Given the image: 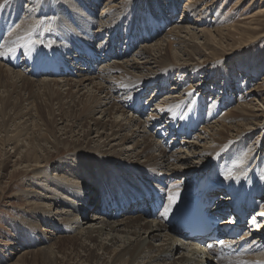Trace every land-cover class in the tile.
I'll return each instance as SVG.
<instances>
[{"label": "bare ground", "instance_id": "obj_1", "mask_svg": "<svg viewBox=\"0 0 264 264\" xmlns=\"http://www.w3.org/2000/svg\"><path fill=\"white\" fill-rule=\"evenodd\" d=\"M85 1L86 2L82 1L80 3L76 1L77 5H79L77 12L82 18L88 20L86 24L82 25V29L78 28V33L72 31V22L75 21L77 23V21L72 12H70L72 10L69 9L72 22L68 19L71 23V25L68 24V27L71 32L77 35L71 32L57 34L56 29L49 26L44 29L46 31H43L38 36L35 28L40 27V25L37 26L36 16L32 19L29 18V21L23 19L21 23H19L18 20L6 18L7 11L11 10L13 11L11 17L23 18L22 16L24 15H20L21 10L19 6H17L21 0H0V4L2 3L0 5V31L1 27L5 26V34H3L4 37L0 44H3L2 41L6 36L10 40L9 44H5L6 50L17 46L21 49L13 52L11 55L5 53L1 58V61L4 62L0 63V86L5 88V95H7L5 96L3 107H9L8 104L10 103V106L16 109L20 105L18 101L11 99L18 98L16 95L13 96V91L17 86L18 80L22 81V86L27 85V87H32L36 83L39 89L43 91L41 96L46 95V101L48 100L52 103L56 100L55 104L58 105L60 119H62V124L58 126L57 130L56 127L54 131L50 130L51 134L53 133V140H48L43 136L41 141H37L35 138V142L32 139H34L36 134L28 135L23 137L30 140H28L29 145L26 146L27 148L23 150L20 147V139L8 136L10 132L9 128L14 124L16 116H18V118H24L25 116L23 120L25 124L30 118L35 119L34 116L42 120L43 117L39 112L40 107H37V110L35 109L37 115H35V112L33 114H28L26 111L23 114L24 116H20L22 108H19L20 115L17 114V111L11 115L10 113L6 114L2 109V125L6 132L5 136L3 134V137H6L4 140L2 139L3 143L5 146L13 145L15 150L18 149L16 152L20 154V156H18L19 161L15 168L23 169L27 174L31 173L30 175H26L28 177L25 182L26 186L33 185V187L35 186L38 188L40 192L45 191L42 195L38 194V202H34L32 205L30 202L32 192H27L26 190L23 194L24 196L21 194V196H23V201L26 202V205L31 204V211L36 216L35 219L43 222V224L47 225L49 223L48 227L57 231L66 229L68 232H73L72 236L66 237L70 240V242L68 241L69 243L63 244V242L67 240H62V242L59 240V243L55 246L58 248V252L59 250H63L60 256V262H62V264H211L202 246L197 247L194 246L193 243L188 242V244H185L179 242V240L175 238V236L179 234L176 231V222H174V220L178 221L179 213L185 202L190 200L193 195L202 193L205 197L211 198L214 195L217 196L218 192L215 190L217 187L223 189L224 192H221V197L218 194L220 199L214 204L212 210H219L222 207L229 206V201L234 207L237 201H240L244 205L254 204L257 207H259L258 203H261V207L257 212V216L251 221L252 225H249V227L252 228L246 229V231L243 232L242 238H248L250 241L248 246L236 256H232L229 259L218 257V262L216 261V263L212 264H220V261H222L221 264H224L226 260L236 261L234 264H257V262L264 261V215H262L264 214V196L261 197L264 193V186L262 189L260 188L261 184H264V182H261V176L259 175V170H261L260 162L262 163L263 161L261 157L256 158V156L252 155V145L248 144L247 137L251 133L253 127H246V125L251 122L254 123V128L259 127V120L254 121V119L251 121V119H253L254 116L258 117V115L260 117V114H252L251 108H248L247 105L241 106L235 111L234 109L228 110L221 116L216 115L218 119L214 122H212V119H216V116H214L212 112H216L217 109L213 110L215 106L212 107L210 113H208V118L206 120L207 124L205 122V127L202 126L197 133H190V131L183 129L181 126L180 130L184 132V135L191 134V138L194 140L192 139L191 141L189 140L190 142L188 141L187 144L185 143L184 145H186V147L182 152L180 151V153L178 151L171 152L168 150L172 144L171 141L176 137H171L168 145H165L164 139L166 134L169 133L168 128H166L164 132H161V130L159 131L157 128L156 134L160 137V140L156 141L150 139L149 141L148 128L151 123H147L148 119L141 120L135 115L132 117L128 115L130 118L126 117L127 120L125 118L126 121L124 123L120 120V122L116 121L115 123H111L110 126H108L109 124H103V122L101 123L95 120L94 126L92 125L89 126L88 129L86 128V132L85 130L82 131L83 135H81V138L78 136L74 138L71 137L72 139L66 143L61 140L62 136L60 134L71 135L73 131L72 128L79 125V129L83 128V124L85 123L83 121H86L94 112L102 114L113 113L123 116L127 106L125 105L127 104L126 101H130L132 105L131 107L129 105L128 108L135 113L136 109H134V106L140 100V96L137 97L138 94H136V98L133 101L132 96L127 94L129 88L134 85L145 84L147 79L150 80L155 78L154 76H157L161 77L157 84L160 85V83H164L166 84V86H163L165 88L167 87V83H169L167 81V75L171 70L186 73H191L193 70V74H195L199 71L201 64L192 61L189 62L192 56L189 54L191 52L187 50L189 45H196L195 52H200V49L203 50L205 53L202 52V56L209 55L211 58H214L218 52L214 51L217 46L213 42L215 41V39H213L215 36L211 30H201L204 41L200 45V49H197L199 48L196 42V39H198L197 33L188 31L189 28L187 27L175 25L170 32L172 31V33H174L175 41L180 45L179 48L181 51L177 52L175 50L172 54L176 61L182 59L181 52L187 55L188 57L182 59V62L179 61L180 63L175 62L174 64H172L173 62H169L166 52L162 51L163 48L159 47L156 42L153 43V45H142L135 48L136 51V49L139 50L144 47L142 50L133 54V57L128 61L132 69H128L125 65H113L114 62L111 63L112 65L110 64L107 66L105 70L95 75L97 69L95 71L91 69L92 66L93 69L95 68L93 58L91 57L99 58L97 57V55H99V59H102L104 56L105 58L107 56L109 58L119 56V40L121 37L119 35L125 30L122 24H118L115 27L114 35L108 34L109 37L105 35V38L101 39L100 36L106 34L105 31H100V28L98 33H94V29L97 28L96 26L99 23V16L98 18L96 17V6L100 0ZM122 1L123 0H106L102 16L107 14L108 17H111L121 14L122 11L119 10L121 5L117 3L121 4ZM52 2V0H42L40 4L41 8L37 11L38 14L48 16L51 15L53 11H56L57 7L53 5ZM66 2H68V0H65V3ZM110 2L113 4L110 5ZM36 3L38 4V2ZM73 6H75L74 3ZM176 9L177 8H175V10ZM60 11L62 12V10ZM63 11L67 12L66 9H63ZM34 14L35 12L33 15ZM62 14L63 13H61V15ZM151 16L153 17V15ZM136 19L137 22L135 21L132 27L137 33L143 30L141 26L143 16L137 13ZM62 20V22H64V19ZM166 20H168V15ZM102 22L104 23L105 21ZM151 23L154 27V33L157 34L160 28L155 25L153 20H151ZM162 23L164 22L162 21ZM93 24L96 26H92ZM55 25L57 24H54V27ZM152 26L149 25L147 28H144L145 35H150ZM60 28L57 29L60 30ZM62 30L66 31L67 29L64 27ZM183 32H185L184 35H181ZM35 34H37V38L34 36ZM51 34L54 40L50 39ZM239 34V42H244L253 37L249 33H242V31ZM17 37H22V39H17ZM39 38L41 40H39ZM41 41L43 43H40ZM128 41L129 38L125 41V44H127ZM131 45L130 40L129 46ZM101 48H103V50ZM19 54L20 57H18ZM214 59L217 60L216 58ZM214 59L212 61H215ZM14 62H19L18 65L20 69H13L16 66L18 67ZM116 63L120 64L119 62ZM43 72H48L50 74L48 76L53 78L43 77L34 79L37 74ZM114 72H116V74H114ZM105 73L107 75L104 77ZM70 75H76V78L73 79L70 77L69 79H62ZM54 85L57 86L55 89L53 88ZM58 85L62 87L65 86L63 87L64 90H66L64 96H62L64 93H62L63 91H61V87ZM158 85H156V87H158ZM73 88L75 89L74 92ZM82 89H85L89 94L86 96V99H79V104L81 103V105L80 108H78V104H71L69 102L74 99L75 95ZM121 94H127V96L122 98L120 97ZM68 97H70V100H64ZM184 100L181 99V97L180 99L171 101H167L166 99V101H164L165 104L155 108V110H159L160 107H165L163 110H166V112H163L162 116L168 115L166 118H174L179 109H181L180 106L183 104ZM199 100L197 101L196 99L197 103L193 106H188L187 110L182 114L183 121L189 119L190 116H193V118L190 119L192 123L195 122L196 118L198 121L197 123L201 121L198 110L199 112L204 111L205 107L200 105ZM111 101L113 103L111 107H105V105ZM168 109L171 113H168ZM153 116L156 115L154 114ZM71 118L74 120L69 126L68 124L70 122H66ZM225 120L227 123H225ZM168 124L170 125V123ZM132 126H135L134 130ZM58 129L62 131L59 136H57ZM262 129H264V126ZM23 130H25L24 127L18 133L22 134ZM106 130H110L111 132L107 131L108 133H106ZM45 131L44 129L40 132L41 134H46ZM91 132L97 133L96 144L89 138ZM128 132H131L130 135ZM21 134L19 135L20 137H22ZM101 139H104L103 143H99ZM128 140L133 143L126 146L125 143ZM112 141L117 142L111 143ZM43 142L45 144L50 143V146L57 149L60 144H65L64 148H66V153H61L59 150L56 153L54 150L52 152L53 154L51 153L45 157L38 153V151L49 148L48 146L44 147ZM84 144L85 146H83ZM118 146H122V148H118ZM130 147H134L131 151L132 154L129 153ZM248 147L249 150L247 152ZM155 150L158 151V154H156L157 156L154 155ZM248 153L251 154L247 156L244 155ZM64 154L69 155V157L65 155L55 160L57 166L53 167V157H60ZM127 154H131V156ZM123 155H127L128 157H122ZM140 156L146 158L144 163L139 161L140 159H138V157ZM132 157L135 158L136 161L129 160V158ZM191 164L194 165L191 166ZM50 167L55 171L58 168L60 170L59 172L52 173V168ZM250 167H252V169H250ZM181 171L182 174L181 176L179 175V183L169 187L166 197L164 195L165 190L158 184L163 182V176L169 179L173 175L175 176V174H180ZM32 176H36V178L29 179V177ZM262 178H264V176H262ZM154 192L164 196L162 210L154 216H152L150 212L147 213L149 214L148 216L141 213L134 216L135 214H132L134 210L140 212V208H144L145 203L149 201L148 195L152 196ZM170 196L174 197V202L172 203L171 210L168 212L167 216H165L162 215V213L169 204ZM95 202L99 203V212L101 214L104 213V215L98 217L97 214H91V216H88V220L84 222L86 226L83 227L81 225V219L86 218L85 213L88 211V208H92ZM51 206L54 207L51 208ZM119 211H127V213L119 219L116 217ZM53 213L58 216H53ZM216 214L224 215L225 212ZM231 216L235 219L229 222L225 220V222L233 226L239 219L236 216V211H234ZM149 217H152V219ZM159 237L162 238V242L160 241L161 243L152 242V240ZM33 238L35 239L33 236L27 237L29 247L31 246L30 243L33 242ZM178 242L179 244H177ZM53 244L55 245L56 243ZM247 248H249L251 252H249V254H244ZM215 250L216 249L212 250V253L210 250L208 251L210 252L209 257H216L217 252ZM175 252L178 253L176 257L174 256ZM30 253H34L33 257L27 258L26 256ZM224 259L225 262H223ZM19 260L22 264L26 262L30 264H55V261L50 258L48 252L44 249L41 250V248L28 251L21 255ZM230 264H233V262Z\"/></svg>", "mask_w": 264, "mask_h": 264}, {"label": "rangeland", "instance_id": "obj_2", "mask_svg": "<svg viewBox=\"0 0 264 264\" xmlns=\"http://www.w3.org/2000/svg\"><path fill=\"white\" fill-rule=\"evenodd\" d=\"M41 1L42 0L40 1L39 0H21V2L17 4V6H19L21 10L20 15H24L22 16L23 18L11 17V13L13 12L12 10L7 11L6 18H9L10 20H18L19 23H21L23 19H26L29 21L34 16H36L37 26L40 25V27L35 28V31L37 30L36 32L38 36L43 31H46L44 29H46L49 26L56 29L57 34H62L63 32L65 33L71 32V30H69V27H68V24L71 25L70 21L72 22V19L70 18V14H69L70 10H72L70 12H72V14L75 17V20L77 21V23L75 21L72 22L74 25V26L73 25L71 26L73 28L72 31H75V33H78L77 32L78 28L82 29V25L88 22V20L82 18L81 15L77 12L79 5H77L76 1L80 3L82 1L86 2L85 0H68V2L70 3L68 2L65 3V0H61V3L63 1L62 3L63 5L60 3V0H52L54 2V3L52 2V4L57 7V10L53 11L52 14L48 16L40 15L37 12L41 8L40 7ZM123 1L121 4L117 3L118 5H121L119 8V10L122 11L121 14L114 15L111 17H108L107 14L102 16L103 11L105 9V5H106V0H100V2L97 3V6H96L97 16L96 17L98 18L99 16V19H98L99 26L98 25L96 26L95 24L92 25V26L97 27L94 29V33H98L99 29L101 28L100 31H105L106 33L100 36L101 39H104L105 35L106 36L108 34L114 35L115 27L118 24H122L125 31H123V33L119 35L121 36L120 40L118 39L119 45H120L119 46L120 48L119 56H116V57L110 56L111 58H109L108 56L105 58L104 56L102 59H99L100 58L99 55H97V57L99 58L92 57L95 68L93 69V66H92L91 69L94 71L97 69L95 71L97 72L95 73V75L105 70L107 66H109L111 63H114V62L115 63L113 65H118V66L125 65L128 69H132V67L130 68L129 66L130 62L128 61L130 60V58L133 57V54H135L139 50H142L144 47L139 50L136 49V51H135V48L140 47L142 45H146V46L153 45V43H156V42L159 45V47L163 48L162 51L166 52L169 62H173L172 64H174L175 62H179V61L182 62V59H185L188 57L187 55H184L181 52L182 59H180L179 61H176L173 58V54H172L173 51L175 50L177 52L181 51V49L179 48L180 45H178V43L175 41L174 33H172V31L170 32V30L173 29L172 27H174L175 25L187 27L189 28L188 31L197 33L198 39H196V42H197V46H199V48L197 49H200V45L204 41V36H202L201 30L203 29L211 30L213 32V35L215 36V38H213L215 39V41L213 42L216 44L217 47L215 48L216 50L214 51H218V52L216 53V56L214 58H216L217 60H215L214 58H211V56L209 55L202 56L201 55L202 52L205 53L203 50L201 49L199 50L201 53L195 52L196 45L195 46L189 45L187 47V50L188 52H191L189 54L192 55L190 57L191 60H189V62L192 61V62H197L201 64L199 71L196 72L197 74L195 73L196 75L193 74V70L191 71V73L178 72L176 70H171V72L167 75V81L169 83H167V87L165 88L163 86H166V84L164 83H160V85L157 84L161 77L154 76L155 78L153 79H150V80L147 79L145 84L134 85L130 87L128 90L129 92L127 94L132 96V100H134V96L137 93H140V96H141L140 102L136 105V107L138 108L136 109L135 113L133 110L128 108L129 105L131 107L132 102L130 103V101H126L127 104L125 105L127 106L124 112L125 114L123 116L118 115V114H113V113L112 114H109V113L102 114L99 112H94L91 114L90 117L86 119V121H83L85 122L83 124V128L79 129L80 125L73 127L72 128L73 131L71 135L70 134H67V135L60 134L62 131L58 129L57 136H59L60 134L62 137H64V138L61 137V140H63L64 143H66V142H69L70 139L74 137L78 136L81 138L82 137L81 135H83L82 131L85 130L86 132L88 127L94 124L95 120H98L101 123L103 122V124L104 123L107 125L109 124L108 126H110L111 123L113 122L115 123L116 121L120 122V120L124 123L127 120V118H130L133 115H135V116H138L141 120L148 119L147 123H151V125L148 128L149 132L147 131L149 135V136L147 135L149 141L150 139H154L156 141L160 140V137L156 134L157 128L159 130H162V129L166 130V128H168L169 133L166 134L165 139H164L165 145H168L171 137L173 138L176 137L174 140L171 141L172 144L170 145L168 150L171 152L178 151L180 153V151L182 152L184 148L186 147V145L184 144L185 143L187 144L189 140L191 141L193 139L191 138V135L187 136L182 133H179L180 131L179 126L183 122L182 114L187 110L188 106L190 105L193 106L194 104L197 103L196 99L197 101L200 99L199 100L200 105H203V107H205V110L200 111V113L203 116V122L197 123V125L194 123L196 126L195 125H193V127L191 126L193 133H197V131H199V129L205 125V122L208 118V113H210L212 107L215 106L213 110L217 109L216 112H212V114L214 116L216 115L221 116L224 114V112H227L228 110L234 109L235 111L239 109L241 106L247 105L248 108H251L252 114L254 115L260 114V117L258 115V117L254 116L255 118L253 117V119H251V121H253L254 119H255L254 121L259 120V123H258L260 124L259 127L254 128V123L252 122L247 124L246 127L248 128L251 126L253 127V129L251 128L252 129L251 133L247 137V142L248 144L252 145L251 146L253 149L252 155L256 156V158L261 157L263 161L262 163L260 162L261 170H259V175L261 176V182H264V178H262V176H264V160H263L264 159L263 157L264 155V129H262V127L264 126V0H156V1L155 0L154 1L153 0H145V1L144 0H123ZM36 2H38V4ZM73 3L75 6H73ZM111 4L113 3L110 2V5ZM175 8L177 9L175 10ZM63 9H66L67 12H64ZM60 10H62V12ZM161 11L163 12V14ZM34 12L35 14L33 15ZM60 12L63 14L61 15ZM137 13H139L140 16H143V22L141 26L147 23L148 19H151L153 20L155 25H157L160 28L159 32L157 34H154L150 38L144 36V33L141 30L136 33L132 26L135 24V21L137 22V19H136ZM151 15H153V17ZM167 15H168V20H166ZM62 19H64L65 24L64 22H62L63 21ZM48 20L52 23V25ZM41 21H43V23H40ZM102 21H105V22L103 23ZM162 21L164 23H162ZM44 23H48V24H44ZM54 24H57L58 26L55 25L54 27ZM64 27L67 29L66 31L62 30ZM57 28H60V30ZM241 31L242 33H245V34L249 33L253 37L244 42L243 41L239 42L240 40L239 33ZM71 33L75 34L74 32H71ZM184 33L185 32L181 33V35H184ZM37 34H35L34 36L36 37ZM124 35L130 36V37L139 36V38L137 39V43H134L128 48V46L125 45V43L123 42ZM52 37L53 35L51 34L50 39L54 40V38ZM190 38L194 39L192 37ZM39 40L41 39L39 38ZM9 41L10 40L5 36L4 40L2 41L3 44H0V52H4L7 55H11L13 52L21 50L19 49V46L14 47L15 50L11 52L6 50L5 44H9ZM101 49L103 50V48ZM18 57H20V54ZM1 58L2 56H0V61H1ZM206 58H208L209 60ZM213 59L215 61H212ZM3 62L4 61H1L0 63H3ZM116 62H119L120 64H117ZM13 69L17 70V69H20V67L18 65V67L16 66ZM39 74H37V76H35L34 79H40L43 77L53 78L51 76H48V74L47 75L44 73H39ZM114 74H116V72H114ZM106 75L107 74L105 73L104 77ZM70 77L75 79L76 75L66 76L65 78H62V79H66V78L69 79ZM22 84H23L22 81H19V80L17 81V86L14 88L13 96L16 95L18 98L16 99L11 98V99H14V101H18L20 104L18 108L16 109H14L13 106H10L11 105L10 103L8 104L10 109L9 107H3V102L6 98L5 96L7 95H5L6 93L4 91L5 88L0 86V103H2L0 104V264H22L21 261L19 260L20 256L27 253L28 251L35 250L37 248H41V250L44 249L46 252H48V255H50V258L53 261H55L54 262L55 264H62V262H60L61 260L60 256L62 255L63 250L61 251L59 250L58 252L57 251L58 248H56L55 246L57 245V243H59V240L60 242H62V240H67V241H64L63 244L67 243L68 241L70 242V240H68V238L66 237L72 236L73 232H68L66 229H61L57 231V230H54L48 227L49 223L47 225L43 224V222L39 221L38 219H35L36 216L31 211V204L26 205L25 204L26 202L23 201V196H24L23 194L26 192V190L27 192L30 191L33 193V194L31 193V196H30L31 197L30 202L32 203V205L34 204V202H38L39 200V198L37 199L38 194L42 195V193L45 191L40 192V190L36 188L35 186L33 187V185L26 186L25 182H26V179H28L26 175H30L31 173L27 174L24 172L23 169L15 168L16 164L19 161L18 156H20V154L16 152L18 149L15 150L13 145L5 146V144L3 143V140L6 138V137H3V134L5 136L6 132L4 131V127L2 125L3 124L2 109L3 111H5L6 114L10 113L11 115L12 113L14 114L15 111H17L18 112L17 114L20 115L19 108H22L21 110L22 113L20 116H24L23 114L26 111L28 114L30 113L33 114L35 112V115H37V112H36L37 107H40L39 112L44 120L43 119L39 120L37 116H34L36 120L34 118H30L29 119L30 122L28 121L25 124L23 121L25 116L24 118L23 117L18 118V116H16L14 124L12 125L11 123L12 126L11 128H9L10 132L8 136L17 137V139H20L19 140L21 144L20 147L23 150L27 148L26 146L29 145L30 140L23 138L28 135L36 134L34 139H32L33 141H35V138L37 139V141L38 140L41 141L43 136L47 138L48 140H53V136H52L53 133L51 134L50 130L54 131L55 127L57 130L58 126L62 124L61 123L62 119H60V113H59L60 111L58 110V105L55 104L56 100H54L52 103H50L48 100L46 101V97H45L46 95L41 96L43 91L42 89H39L36 83H35L36 86L34 85L32 87H27V85L22 86ZM156 85H158L159 88L156 87ZM56 87L57 86L54 85L53 88L55 89ZM59 87H61V91H63L62 93H64L62 94V96H64L66 93V90H64L63 87L65 86L63 87L59 86ZM74 91L75 89L73 88V92ZM88 94L89 93L86 92L85 89H82L79 91V93L75 95L74 99L70 100V97H68L67 99H64V100H70L69 103L78 104L77 107L80 108L81 103L79 104V99H82V100L86 99L87 98L86 96ZM127 94H123L124 96L121 94L120 97L125 98ZM180 97L183 100L185 99L182 104L184 106L182 105L180 106L181 109H179L178 113L175 115L174 118H169V117L166 118L168 115L162 116V113L166 112V110H163L165 107H160L159 110H155V108L161 105L163 106L165 104L164 101H166V99L167 101H171L174 99H180ZM72 101H74L75 103ZM112 104L113 103L111 101L110 103L106 104L105 107L107 106L111 107ZM77 107H74V108L78 109ZM254 109H259V110H254ZM169 112L170 110L168 111V113ZM154 114L156 116H153ZM217 116H216V119L215 118L212 119V122L218 119ZM73 120L74 119L71 118L66 123L70 122L68 124L70 126ZM168 123H170L171 125H169ZM173 123L174 125H172ZM225 123H227L226 120H225ZM23 127L25 130L22 131V134L18 133L20 132L21 129H23ZM132 128L134 130L135 126H132ZM44 129L46 130L45 131L46 134L44 133L41 134L40 131H43ZM107 131L108 130H106V133L111 132L110 130L108 132ZM128 133L130 135L131 132H128ZM20 134L22 137L19 136ZM89 138H91V140H93V142L95 143L97 139V133L91 132V134H89ZM104 139H101L100 140L101 142L99 141V143H103ZM116 142L117 141H112L111 143H116ZM132 143L133 142H130L128 140L126 141L125 144L126 146H129ZM43 146L44 147L48 146L49 148L43 151H38V153L45 157H47V155H50L54 150L56 151V153L58 152V150L61 153L63 152L66 153L65 151L66 148H64L65 144H60L58 149L50 146V143L49 144L44 143ZM83 146H85V144ZM118 148H122V146H118ZM133 149L134 147L133 148L130 147L129 153H131ZM248 150H249V147L247 149V152ZM154 153H155L154 155L157 156L156 154H158V151L155 150ZM131 154H127V155L131 156ZM249 154L251 153L244 154V155L247 156ZM65 155L69 157V155L67 154L61 155L60 157L54 156L53 164H52L53 167L57 166V163L55 160L60 159L64 157ZM127 155L125 156L123 155L122 157L127 158L128 157ZM132 156L136 157L134 155ZM133 157L129 158V160L136 161L135 158ZM138 159H140L139 161L142 163H144L146 160V158L142 156L138 157ZM193 165L194 164H191V166ZM250 169H252V167H250ZM59 170L60 169L58 168L55 171L52 168L51 172L55 173V172H59ZM181 174H182V171L180 172V174H175V176L173 175L169 179H166L165 176H163V182H162L163 184L159 183L158 185H160L165 190L164 195L166 197L168 195L167 190L169 189V187H172V185H176L179 183L178 181L180 180ZM234 176H237V175H234ZM35 178L36 176L29 177V179H35ZM263 186L264 184H261L260 188L262 189ZM33 191L36 193H34ZM21 194L23 196H21ZM218 194L219 196L222 195L220 190L218 191ZM263 196H264V193L261 195V197ZM53 207L54 206H51V208ZM126 213L127 211H119L118 214H116V217L120 219ZM134 213H135L134 216L139 215L137 210H134ZM91 214L92 215L97 214L98 217H101L104 215V213L101 214L99 212L98 202H95L92 208H88V211L85 213L86 218L81 219V225L83 227L86 226L84 222L88 220V216H91ZM53 216L56 217L58 215L54 214ZM31 236L35 237L36 240L33 238V242L30 243L31 246L29 247V243H27V237H31ZM175 238H177L179 242H182L185 244L190 243L189 240H185L184 238L178 235H176ZM160 241L162 242L161 237L155 238V240H152V242L154 243L155 242L161 243ZM179 242L177 244H179ZM53 243H56V244L54 245ZM31 254L32 253H30L26 257L27 258H30L31 256L33 257L34 253L32 255ZM244 254H247V253H244ZM177 255L178 253L175 252L174 256L176 257ZM229 258L231 257H227L226 259H229ZM221 262L222 261H220L219 263L221 264ZM223 262H225V259L223 260ZM232 262L234 264L236 261L226 260V263L224 264H230ZM25 264H30V263L26 262Z\"/></svg>", "mask_w": 264, "mask_h": 264}, {"label": "snow or ice", "instance_id": "obj_3", "mask_svg": "<svg viewBox=\"0 0 264 264\" xmlns=\"http://www.w3.org/2000/svg\"><path fill=\"white\" fill-rule=\"evenodd\" d=\"M40 23H43V21H41ZM17 39H22V37H17ZM13 43H14V41H13ZM40 43H43V42L41 41ZM49 46H51V45H49ZM14 50H15L14 48H9L8 49L9 52L14 51ZM2 55H5V53L4 52H0V56H2ZM173 202H174V197L170 196L169 197V204H168L167 207H165L164 212L162 213V215L167 216L168 212L171 210ZM262 215H264V214H262ZM257 264H264V261L257 262Z\"/></svg>", "mask_w": 264, "mask_h": 264}]
</instances>
